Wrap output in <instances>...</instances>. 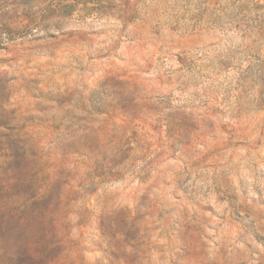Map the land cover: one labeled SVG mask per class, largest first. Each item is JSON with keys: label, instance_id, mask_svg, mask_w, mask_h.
Returning <instances> with one entry per match:
<instances>
[{"label": "rangeland", "instance_id": "374dc122", "mask_svg": "<svg viewBox=\"0 0 264 264\" xmlns=\"http://www.w3.org/2000/svg\"><path fill=\"white\" fill-rule=\"evenodd\" d=\"M0 264H264V0H0Z\"/></svg>", "mask_w": 264, "mask_h": 264}]
</instances>
